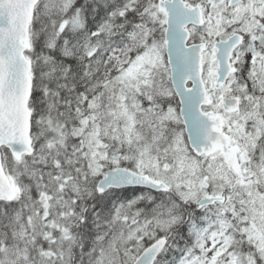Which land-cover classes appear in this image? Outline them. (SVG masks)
I'll use <instances>...</instances> for the list:
<instances>
[{
  "label": "snow or ice",
  "instance_id": "1",
  "mask_svg": "<svg viewBox=\"0 0 264 264\" xmlns=\"http://www.w3.org/2000/svg\"><path fill=\"white\" fill-rule=\"evenodd\" d=\"M0 264H264V0H0Z\"/></svg>",
  "mask_w": 264,
  "mask_h": 264
}]
</instances>
